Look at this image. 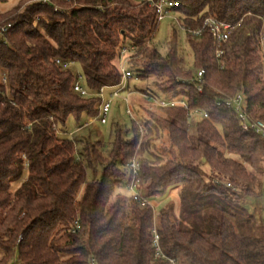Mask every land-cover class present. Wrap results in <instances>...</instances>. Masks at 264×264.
<instances>
[{
	"label": "trees",
	"instance_id": "1",
	"mask_svg": "<svg viewBox=\"0 0 264 264\" xmlns=\"http://www.w3.org/2000/svg\"><path fill=\"white\" fill-rule=\"evenodd\" d=\"M179 1L193 64L176 33L159 49L145 0H20L0 12V26L11 24L0 36V264H264V227L241 202L264 196V137L219 104L243 93L247 113L264 118V0ZM207 17L242 20L222 57L210 30H187ZM124 45L135 47L131 76L150 84L135 89L187 106L116 125L108 147L69 136V119L84 127L101 97L74 92L75 70L56 59L79 66L96 93L121 84ZM133 179L143 198L180 187L178 214L134 200Z\"/></svg>",
	"mask_w": 264,
	"mask_h": 264
},
{
	"label": "rangeland",
	"instance_id": "2",
	"mask_svg": "<svg viewBox=\"0 0 264 264\" xmlns=\"http://www.w3.org/2000/svg\"><path fill=\"white\" fill-rule=\"evenodd\" d=\"M20 0H0V12H7L19 5ZM179 15L172 12L169 16H166L160 21L158 31L155 37V43L159 49L164 50L167 47L168 42L171 40L172 35L176 33L177 38L180 41L182 52L186 57L188 64H193L192 50L187 43V31L183 29L179 24ZM127 69L130 66L127 65ZM75 73H81L79 66H75ZM3 75V74H2ZM4 77V76H2ZM84 84V78L83 82ZM129 83L130 88L126 89V85ZM150 84L147 81L139 80L135 77L130 76L127 81L123 84L112 88H106L104 91L103 99L108 101L111 100V108L106 118V123H101L97 116L95 117H84L83 123L89 122L90 119L95 121L89 126L77 129V125L73 118H70L66 125V130L69 136L87 137L91 140H99L104 143V147L109 146V142L112 139V132L116 125H120L125 129H130L132 126L133 119H142L147 117V110L152 109L157 111L156 102L154 100H148L145 98L143 92L135 89L147 88ZM85 86V85H84ZM125 88V89H124ZM120 91L119 95L111 96L113 92ZM126 98L128 101H126ZM131 109L132 113L129 115L127 109ZM196 117V118H195ZM193 119L199 118L197 114H192ZM196 122L193 120L188 125L189 132L191 134L196 133ZM131 133V132H130ZM169 143L167 136L164 135L158 141L159 149ZM206 170L209 168L206 166ZM259 179L264 181V174H259ZM17 187V184L13 186V189ZM260 191V187L257 190ZM127 194L131 196V192L127 190ZM149 203L154 208V213H157L164 207L166 210H170L172 214H178L180 207V187H173L162 195L147 198ZM242 204L248 208L253 218L257 221L258 226L264 227V196H246L242 199Z\"/></svg>",
	"mask_w": 264,
	"mask_h": 264
},
{
	"label": "built area",
	"instance_id": "3",
	"mask_svg": "<svg viewBox=\"0 0 264 264\" xmlns=\"http://www.w3.org/2000/svg\"><path fill=\"white\" fill-rule=\"evenodd\" d=\"M147 1L151 6H153L156 10L158 20H163L166 16H169L172 12H176V8L180 6L179 0H145ZM242 20H240L238 23H232L223 21L214 17H207L202 26L196 27V28H187L190 34L194 36L201 35V33L205 30H210L212 35L217 41V48H216V56L222 57L224 54V45L228 43L234 33L237 31L240 23ZM178 24L184 29L180 18L178 20ZM11 28V24L7 26H0V36H2L5 32H7ZM259 40H260V48L261 53L263 54V61H264V22L262 29L259 33ZM135 50L134 46H127L124 45L121 49V59H120V69L122 72V82L121 84L127 81V79L132 75L131 71L127 69V65L131 63V60L133 58L132 52ZM56 64L59 65L63 69H74L76 64L73 61H64L60 58L56 59ZM204 73V69H201L198 73L199 78L202 77ZM77 78L73 84V91L85 96H99L101 97V103H100V113L98 114L99 121L101 123L107 122V114L110 111L111 108V100H104L103 95L104 91L106 90L105 87L101 88L98 92L93 93L90 90H88L83 82V76L82 74L76 73ZM3 80L6 81V77H3ZM120 91L113 92L111 96L119 95ZM145 97L148 100H154L156 102L157 106H187L186 102L184 100L180 99H172V100H165V99H155L153 97L145 95ZM126 101L128 99L126 98ZM224 103L229 108H233L240 119V123L243 129L245 130H253L259 134H261L264 137V118L259 117H252L250 116L246 111V96L243 93H238L235 96L228 97L223 102H219V104ZM127 113L131 115L132 110L129 108L127 109ZM206 115V114H205ZM94 119H90L89 122H86L84 124L85 126L91 125L92 122H94ZM131 169L133 170V174L136 175L140 166L139 160L135 157L131 161ZM131 192V195L133 196L134 200L138 201L141 205H147L149 204V201L147 198H143L139 190L137 189V182L133 179L132 183L129 186L128 189ZM159 236L154 230V245L156 246V256H163L161 248L159 246Z\"/></svg>",
	"mask_w": 264,
	"mask_h": 264
}]
</instances>
